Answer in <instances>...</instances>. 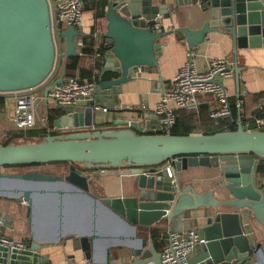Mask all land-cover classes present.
I'll use <instances>...</instances> for the list:
<instances>
[{
  "label": "water",
  "instance_id": "obj_1",
  "mask_svg": "<svg viewBox=\"0 0 264 264\" xmlns=\"http://www.w3.org/2000/svg\"><path fill=\"white\" fill-rule=\"evenodd\" d=\"M110 0L103 20L104 32L96 36L109 45L100 62L97 84L92 98L83 106L55 107L62 115L53 122L60 129L91 128L96 108L112 110L114 97L121 86L141 74L158 73L160 39L180 34L187 49L195 52L209 33L221 28L233 41L234 78L239 93L237 50L264 48L263 0H205L207 21L199 29L178 27L155 32L160 24L179 7L194 0ZM64 49L55 47L48 0H0V95L34 90L45 86L55 76L61 60L77 55L78 38L88 36L81 29L68 27L59 34ZM62 67L56 84L64 78ZM105 74L113 77L102 80ZM49 88L45 89V96ZM238 97V96H237ZM257 110L264 109V98ZM126 129L117 131H84L67 136L47 134L40 141L0 145V169L25 168L18 172L0 173V199L23 204L27 209V226H34L36 197L48 192L60 200L69 188L68 197H82L89 205L92 231L69 239L78 244L76 255L67 264H114L108 254L111 246H128V264H160V254L152 245H138L139 229H149L160 222L175 228L177 222L195 213L199 237L204 241L193 247L188 264H251L264 258V240L255 242L251 223L264 230V192L255 185L258 161L264 160V131H247L240 119L236 130L210 135L175 136L170 132H153L147 124L122 121ZM173 166V180L160 167ZM69 165L67 167H64ZM80 167L77 168L76 166ZM195 168H213L217 184L197 193L193 184H184L181 174ZM124 170L134 181L132 197L109 198L95 191L94 176L99 170ZM53 188L52 190H49ZM49 190V191H48ZM227 193V197L218 196ZM226 196V195H224ZM86 204V205H87ZM201 213V217H198ZM61 217L62 207L59 204ZM108 214L116 236L100 237L95 232L97 217ZM12 224L0 215V236ZM129 232V234H127ZM61 229L57 240L62 241ZM104 238L103 261H95L94 244ZM43 244L36 240L24 249L0 245V264H49L47 256L39 254ZM81 254L78 258L77 254Z\"/></svg>",
  "mask_w": 264,
  "mask_h": 264
},
{
  "label": "crops",
  "instance_id": "obj_2",
  "mask_svg": "<svg viewBox=\"0 0 264 264\" xmlns=\"http://www.w3.org/2000/svg\"><path fill=\"white\" fill-rule=\"evenodd\" d=\"M200 1L205 2L204 0H194L191 5L179 7L171 11L169 15L160 17V24L152 25V29L155 31L160 30V32L170 31L178 27H187L192 30L199 29L208 18L206 11L207 4L201 5ZM151 2L153 5H159V0H151ZM170 3V0H166L167 5ZM81 25L82 33L92 36L96 48L102 45V43H104L103 48L106 47L107 44L103 39L96 38L98 34L104 32L105 22L103 19L95 21L94 13L86 12L83 13ZM92 27H94L93 33H91ZM180 36L182 35L171 34L160 39V55L157 59L158 73L133 76L130 82L122 85L120 93L114 97L113 109L107 110L106 114L100 112L101 109L106 108L101 107L97 111L93 119V127L96 130L117 131L126 129L127 126L120 124L122 121L137 122L139 126H143L144 124L154 128L158 126V119L154 114V107L160 97L159 91L162 86L167 87L173 81L177 72L185 63L186 53L190 51L187 49L185 39L183 36L181 39ZM193 53L198 71H204L207 62L211 59L226 58L233 64L235 63L233 41L225 32L224 28H221L219 33H209L199 45L198 50ZM91 63L92 59L89 58H81L80 60V65L84 68L91 66ZM236 64L238 68L242 69L239 75L238 95L236 94L234 70L232 77L223 82L230 104H236V107L237 103L240 105L243 104L241 111L245 119L253 117L258 113H264V109L257 110L260 106L259 101L264 98V48L261 47L251 50L238 49ZM257 94H262V97L258 101H255L253 96ZM12 102L13 95H8L6 98V106L0 112V135L14 130L11 118ZM199 106L202 108L209 107L210 109L214 106V102L210 96H201L199 97ZM239 107H237V110H239ZM48 108L55 107L46 102L44 98L38 100L35 114L37 126L41 128H44L45 125L40 124L39 120L46 118V110ZM0 173H6V171L0 169ZM90 174L94 176L95 191L99 194L109 198L133 196L134 181L126 176V171L119 169L96 170ZM216 175V169L195 168L183 172L181 174V180L184 184H193L195 191L201 193L213 188L217 184V182L213 181ZM263 184L264 179H258L255 175L256 187L264 192ZM54 188L62 189L66 194L60 201L49 192L43 197H36L34 206L35 221L32 228L27 226V209L23 204L1 198L0 215L1 217L8 218L10 222L11 219L17 221V230L10 231L6 229L4 236L11 238L15 243H23L27 246L31 243L32 239L36 240L43 244L39 254L41 256H47L49 264H67L68 258L71 255H76L74 250L79 248L78 244H72L69 239H77L91 233L92 218L90 212L86 216L81 214V209L84 207L87 209L88 206V211H90L85 199L82 197H68L67 192L69 188L65 186L58 185ZM224 195H220L218 198L223 199V197H227L225 191ZM59 204L62 207L61 217L58 214ZM104 215L114 223L110 215ZM195 217L196 214L191 213L189 219L185 218L177 222L175 228H170L166 222H160L158 225L163 226L167 233L169 231L174 233H185L191 230L197 231ZM198 217H201V213H198ZM23 219L24 223L21 221ZM251 227L255 230L254 235L250 238L255 242L263 241L264 230L255 223H251ZM59 228L61 229L60 235L62 241L52 244L53 241L57 240ZM150 230L151 228L139 229L137 232L138 240L135 242L138 245L143 243L148 247L151 244ZM17 232L18 234H15ZM95 232L100 237L107 235L114 237L120 233L114 226L111 228L102 227L101 225L95 229ZM106 242V239L101 238L94 244L95 261H103V250L107 246ZM108 254L115 260L114 264H128L131 261L128 246H111L108 248ZM77 255L78 258H81L80 253ZM251 264H264V258L259 256L257 261H253Z\"/></svg>",
  "mask_w": 264,
  "mask_h": 264
},
{
  "label": "built area",
  "instance_id": "obj_3",
  "mask_svg": "<svg viewBox=\"0 0 264 264\" xmlns=\"http://www.w3.org/2000/svg\"><path fill=\"white\" fill-rule=\"evenodd\" d=\"M51 14V27L55 47L61 48L64 44L59 34L68 27L81 29L83 17V0H48ZM201 5H206L200 1ZM157 27V26H155ZM158 28V27H157ZM82 30V29H81ZM155 31V30H154ZM157 31V30H156ZM155 31V32H156ZM157 32H160L158 30ZM82 38H78L77 51L82 47ZM96 57V56H95ZM92 58L91 66L94 67ZM234 64L226 58L211 59L207 62L204 71H198L195 65L194 53L188 51L183 66L179 69L173 81L160 89V97L154 107V114L158 119L156 128L151 131H159L161 134L170 132L175 124V111L178 109L197 110L199 97L210 96L214 106L209 110L211 119H224L231 115L229 98L224 88V80L232 77ZM99 69H93L91 81L79 82L70 78L61 84H56L54 79H49L45 86L34 90L14 93L12 102V123L17 130H27L37 125L36 105L39 99H43L54 107H78L83 106L92 98L96 86L95 76ZM49 88L45 96V89ZM38 89V91H37ZM42 89V90H40ZM36 90V91H35ZM240 104L237 103V107ZM98 111L99 108H96ZM103 114L106 109H101ZM40 124L46 125V118L39 120ZM247 131H264V118H252L242 124ZM56 136H67L84 131H96L91 128L60 129L53 127ZM160 170L164 171L166 177L173 180L174 171L171 163L166 162ZM264 190V188H263ZM204 241L195 230L185 233L168 232L166 244L160 254V264H188L193 247ZM0 245L8 248L24 249L27 245L15 243L11 238L8 240L0 236Z\"/></svg>",
  "mask_w": 264,
  "mask_h": 264
},
{
  "label": "trees",
  "instance_id": "obj_4",
  "mask_svg": "<svg viewBox=\"0 0 264 264\" xmlns=\"http://www.w3.org/2000/svg\"><path fill=\"white\" fill-rule=\"evenodd\" d=\"M205 1V0H204ZM108 0H83V13L93 12L94 20L103 19ZM203 2V1H202ZM205 3V2H203ZM94 27H92L91 33H93ZM182 39V36H180ZM103 44L95 47L94 39L92 36H85L82 38V47L74 57H69L65 62L60 61L58 65V71L55 76H51L49 79L56 80L59 76L61 69L65 66L64 79H76L79 82L91 81L93 76V69H101L100 58L104 50L109 49V45L103 48ZM96 56V57H95ZM94 67L89 66L84 68L80 65L81 58L94 59ZM99 73L95 76V82L97 83ZM113 76L110 74H105L102 80H110ZM8 95H0V112L6 106V98ZM262 97V94L254 95L255 101H258ZM230 103V102H229ZM242 105H240L239 110H237L236 104H230L231 115L224 119H211L209 117V107L202 108L198 106L197 110H186L178 109L175 111V124L171 128L170 133L175 136H185L189 134H204L210 135L225 131H235L236 121L239 118L242 124L246 121H250L253 117L264 118V113H258L253 117L245 119L242 114ZM62 115L61 112L55 108H48L46 110V125L44 128L35 126L27 130H17L14 128L12 131H8L4 135H0V145L6 146L10 144H21L34 142L32 140L40 141L47 134L55 135L53 130V122ZM101 131V130H100ZM256 177L258 179H264V160L258 161L256 166ZM264 187V184L262 185ZM159 224V223H158ZM155 225L150 230V240L153 250L160 253L165 244L167 231L163 226Z\"/></svg>",
  "mask_w": 264,
  "mask_h": 264
},
{
  "label": "rangeland",
  "instance_id": "obj_5",
  "mask_svg": "<svg viewBox=\"0 0 264 264\" xmlns=\"http://www.w3.org/2000/svg\"><path fill=\"white\" fill-rule=\"evenodd\" d=\"M32 141H37V140H32ZM67 166H69V165H66V166H64V167H67ZM25 168H21V167H18V168H3V170H5L6 172H18V171H22V170H24ZM133 190H134V188H133ZM16 211H18L17 209H15ZM20 212H22V211H20ZM87 212V210H86V207H84V208H82L81 209V214L83 215V216H86V213ZM100 219V216L98 217V220ZM12 221H14V220H12L11 219V224H12V229H8V230H10V231H13V230H17V224H16V220L14 221V223H12ZM22 221V223H24V219L23 220H21ZM15 226H14V225ZM15 234H18V232L17 233H15Z\"/></svg>",
  "mask_w": 264,
  "mask_h": 264
},
{
  "label": "flooded vegetation",
  "instance_id": "obj_6",
  "mask_svg": "<svg viewBox=\"0 0 264 264\" xmlns=\"http://www.w3.org/2000/svg\"><path fill=\"white\" fill-rule=\"evenodd\" d=\"M76 167L79 168L80 166L77 165ZM99 221L102 227H113V223L108 218H106L104 214L103 217H100Z\"/></svg>",
  "mask_w": 264,
  "mask_h": 264
},
{
  "label": "bare ground",
  "instance_id": "obj_7",
  "mask_svg": "<svg viewBox=\"0 0 264 264\" xmlns=\"http://www.w3.org/2000/svg\"><path fill=\"white\" fill-rule=\"evenodd\" d=\"M99 216H100V217H103V214H100ZM98 223H99V224H98ZM96 224H97V227H98L99 225H101V224H100V221L98 220V217H97Z\"/></svg>",
  "mask_w": 264,
  "mask_h": 264
}]
</instances>
